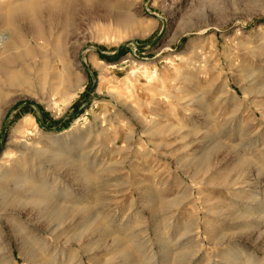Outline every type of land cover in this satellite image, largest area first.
Wrapping results in <instances>:
<instances>
[{
    "label": "rangeland",
    "instance_id": "rangeland-1",
    "mask_svg": "<svg viewBox=\"0 0 264 264\" xmlns=\"http://www.w3.org/2000/svg\"><path fill=\"white\" fill-rule=\"evenodd\" d=\"M9 22L0 66L32 79L0 75V264H264V0H0Z\"/></svg>",
    "mask_w": 264,
    "mask_h": 264
},
{
    "label": "bare ground",
    "instance_id": "bare-ground-1",
    "mask_svg": "<svg viewBox=\"0 0 264 264\" xmlns=\"http://www.w3.org/2000/svg\"><path fill=\"white\" fill-rule=\"evenodd\" d=\"M7 28H8L7 32L5 31V33H7V34L6 35L4 34L2 36L0 35L1 36L0 41L4 42L5 44H7L9 46L12 43L11 39L13 37V35H12V33H13V22L7 23ZM17 60H18L17 56L13 55V58L10 60V62L16 63ZM48 68H49V66L45 65V66L40 67L39 71L42 72L41 74L46 75L48 73ZM0 75L5 77V80H6L5 84H6V86H10V88L11 87H17V86H19L25 82H28L32 79L30 76V73L26 70H24V71L9 70L3 66H0ZM38 78H39V81L41 82V84L44 85L46 83L44 78L40 79V76ZM3 89L4 88H2V86H0V113L3 111V109L10 102L9 92H6L7 90L4 91ZM210 156L211 155H209V156L207 155L206 157L202 158V161L204 164L205 163L208 164ZM240 161H242V160H240ZM89 178H90V176H89ZM89 178L85 174V179L87 180ZM37 179H39V178L26 173V174H23L22 177L18 178V180L16 182L18 183V185L21 189H25V190H28L30 192L29 195L33 200H35L37 202H42L43 206H50V205L54 206L55 210L53 212V215L55 217H57L59 220H62V218H64L65 214H67L66 205L63 202L59 203V202L53 201V199L49 196L48 192H45L44 190L43 191L39 190L40 186L38 184ZM68 214H70V213H68ZM19 225L20 224L18 223V226ZM34 256L37 257L35 254H34ZM34 256L32 259H34Z\"/></svg>",
    "mask_w": 264,
    "mask_h": 264
},
{
    "label": "water",
    "instance_id": "water-1",
    "mask_svg": "<svg viewBox=\"0 0 264 264\" xmlns=\"http://www.w3.org/2000/svg\"><path fill=\"white\" fill-rule=\"evenodd\" d=\"M97 51H98L99 54H103V52H102L100 49H97ZM43 125H44L45 127H47V125H46L45 123H43Z\"/></svg>",
    "mask_w": 264,
    "mask_h": 264
}]
</instances>
